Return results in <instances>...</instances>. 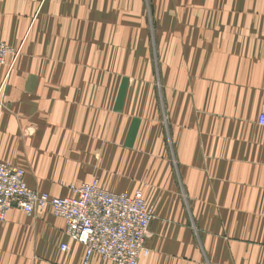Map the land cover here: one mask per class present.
<instances>
[{
    "label": "crops",
    "instance_id": "obj_1",
    "mask_svg": "<svg viewBox=\"0 0 264 264\" xmlns=\"http://www.w3.org/2000/svg\"><path fill=\"white\" fill-rule=\"evenodd\" d=\"M0 41V160L30 189L141 191L139 264H264V0H0ZM84 261L49 208L0 223V264Z\"/></svg>",
    "mask_w": 264,
    "mask_h": 264
},
{
    "label": "built area",
    "instance_id": "obj_2",
    "mask_svg": "<svg viewBox=\"0 0 264 264\" xmlns=\"http://www.w3.org/2000/svg\"><path fill=\"white\" fill-rule=\"evenodd\" d=\"M12 52L0 43V64ZM257 123L264 127V101ZM24 175L22 169L0 161V222L11 209L31 216L49 208L64 221L69 241L84 247L85 264L93 256L111 264H139L148 256L146 239L153 212L141 191L132 195L111 193L92 180L70 185L71 196L60 198L30 189ZM68 249L66 244L61 246L64 252Z\"/></svg>",
    "mask_w": 264,
    "mask_h": 264
},
{
    "label": "rangeland",
    "instance_id": "obj_3",
    "mask_svg": "<svg viewBox=\"0 0 264 264\" xmlns=\"http://www.w3.org/2000/svg\"><path fill=\"white\" fill-rule=\"evenodd\" d=\"M0 43L1 44H5L4 42H2V41H0ZM6 45V44H5ZM7 46V45H6ZM8 47V46H7ZM18 54V52L17 51H15V50H13V52L11 53V54H9V55H11L12 57H15L14 56V54ZM8 55V56H9ZM17 56V55H16ZM6 64V59H5V62H4V64H0V65H5ZM1 161V160H0ZM3 163H7V162H4V161H2ZM7 164H10V163H7ZM10 165H12V164H10ZM12 166H14V165H12ZM18 168V167H17ZM21 169V168H20ZM23 170V169H22ZM25 173V172H24ZM92 180H96V179H92ZM91 180V181H92ZM98 182V181H97ZM71 185H78V184H71ZM68 189H69V187H68ZM40 193H42V192H40ZM152 212H153V208H152ZM4 222V221H3ZM3 222H0V223H3Z\"/></svg>",
    "mask_w": 264,
    "mask_h": 264
},
{
    "label": "bare ground",
    "instance_id": "obj_4",
    "mask_svg": "<svg viewBox=\"0 0 264 264\" xmlns=\"http://www.w3.org/2000/svg\"><path fill=\"white\" fill-rule=\"evenodd\" d=\"M67 198V197H66Z\"/></svg>",
    "mask_w": 264,
    "mask_h": 264
}]
</instances>
